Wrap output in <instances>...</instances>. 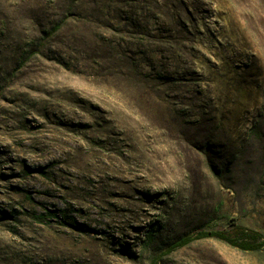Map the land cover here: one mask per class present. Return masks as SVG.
I'll return each instance as SVG.
<instances>
[{
	"label": "rangeland",
	"instance_id": "374dc122",
	"mask_svg": "<svg viewBox=\"0 0 264 264\" xmlns=\"http://www.w3.org/2000/svg\"><path fill=\"white\" fill-rule=\"evenodd\" d=\"M264 0H0V264H264ZM160 255V256H159Z\"/></svg>",
	"mask_w": 264,
	"mask_h": 264
},
{
	"label": "trees",
	"instance_id": "16d2710c",
	"mask_svg": "<svg viewBox=\"0 0 264 264\" xmlns=\"http://www.w3.org/2000/svg\"><path fill=\"white\" fill-rule=\"evenodd\" d=\"M232 221L230 228L226 230L199 231L193 236H184L168 246L161 254H170L194 240L208 238L219 240L242 252H256L264 247V234L238 224L236 219Z\"/></svg>",
	"mask_w": 264,
	"mask_h": 264
}]
</instances>
